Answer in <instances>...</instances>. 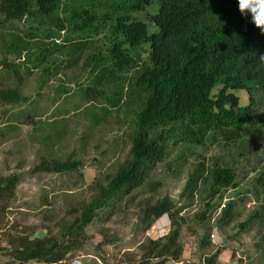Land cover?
Segmentation results:
<instances>
[{
	"label": "trees",
	"instance_id": "16d2710c",
	"mask_svg": "<svg viewBox=\"0 0 264 264\" xmlns=\"http://www.w3.org/2000/svg\"><path fill=\"white\" fill-rule=\"evenodd\" d=\"M11 22H24L26 31H10L7 41L6 23ZM0 40L6 41L0 65L14 78L22 79L23 66L31 74L35 54L33 68L42 70L44 83L60 76L63 66L75 70L73 78L85 74L87 84L79 83L76 96L92 127L122 109L132 118L128 157L115 173L95 182L92 198L68 213L76 216L60 223L58 235L19 233L5 240V264H64L83 249L87 228L100 211L114 210L172 156L169 168L178 175L199 148L223 143L226 156L208 163L197 159L189 168L181 198L191 203L177 207L166 196L144 207L145 232L165 216L171 230L149 238L140 260L131 264L181 262V230L190 231L189 223L207 229L219 210L216 227L231 224L234 202L222 201L240 186L243 173H256L244 192L263 202L264 162H256L264 160V61L259 59L264 33L240 14L237 0H0ZM235 90L247 91L248 104L241 105ZM56 94L61 100L73 91L64 82ZM0 102L23 105L30 99L11 86L0 88ZM37 117L26 119L36 124ZM50 126L60 139L61 132ZM53 135H44L42 144L52 146ZM81 167L79 159L43 157L34 172L67 174ZM19 182V174L0 180V213L8 209L6 201L15 197ZM195 196L201 210L187 220L181 213ZM109 243L105 237L103 244ZM210 244L208 232L200 238V249ZM220 254L206 257L204 264H217Z\"/></svg>",
	"mask_w": 264,
	"mask_h": 264
},
{
	"label": "rangeland",
	"instance_id": "374dc122",
	"mask_svg": "<svg viewBox=\"0 0 264 264\" xmlns=\"http://www.w3.org/2000/svg\"><path fill=\"white\" fill-rule=\"evenodd\" d=\"M6 25H9L5 32L7 41L10 40V31H26L24 22ZM5 42L0 40V63L4 58ZM35 57L36 54L32 56L33 64L29 66L31 74H25L26 66H23L21 80L8 74L6 68L0 65V88L18 86L21 93L30 99L29 103L23 105L0 102V180L13 174L20 175L15 197L6 201L8 209L0 213L3 224L0 231V264L9 261L2 249L6 247L5 240L10 237L19 233H33L32 237L39 238L49 233L58 235L60 223L71 221L76 216H68V213L92 198L95 182L115 173L127 159L131 145L132 118L127 116L124 109L113 113L101 126L92 127L90 117L85 113L87 108L80 107L76 96L79 83L87 84L86 75L73 78V74L77 75L75 70L63 66L60 76L44 83L42 70L33 68ZM9 58L15 59L13 56ZM48 63L52 64L51 61ZM64 82L71 87L73 94L57 100L56 89ZM232 93L240 98L241 105L248 104L247 91L235 90ZM30 114L38 116L39 122L29 123L26 117ZM50 125L61 132L60 139L51 133ZM46 134L53 135L54 139L50 141L53 147L42 144V137ZM223 145L221 143L220 147ZM220 147L197 149V156H192L189 159L191 162L179 170L178 175L169 168L173 156L157 165L144 186L124 196L114 210L97 214L95 221L87 228L88 240L83 249L64 264H101L103 261L106 264L137 263L149 238L158 239L171 230L170 221L165 216L162 223H167V228L160 227V219L145 232L144 207L166 196L174 199L177 207L191 203L192 200L181 198L189 168L197 163V159L208 163L216 157L226 156ZM43 157L79 159L82 167L67 174L35 173ZM254 162V159L251 160V166L247 168L252 169ZM261 162L264 160L258 159L256 163ZM255 174L251 172L248 177L247 172L243 173L240 186L224 194L223 205L234 202V221L219 230L216 227L219 210L207 229L189 223L190 231L186 228L181 230L184 245L181 262L168 261L166 264H204L206 257L218 251L221 254L217 264H264V200L256 203L251 194L244 192ZM192 203L181 213L187 220L201 210L200 198L195 196ZM257 210L263 212L257 214L250 224L247 223ZM208 232L211 244L207 249H200V238ZM105 237L109 244H103Z\"/></svg>",
	"mask_w": 264,
	"mask_h": 264
},
{
	"label": "clouds",
	"instance_id": "9594fccd",
	"mask_svg": "<svg viewBox=\"0 0 264 264\" xmlns=\"http://www.w3.org/2000/svg\"><path fill=\"white\" fill-rule=\"evenodd\" d=\"M240 14L264 33V0H237ZM264 61V56L259 58Z\"/></svg>",
	"mask_w": 264,
	"mask_h": 264
},
{
	"label": "crops",
	"instance_id": "0c3cea01",
	"mask_svg": "<svg viewBox=\"0 0 264 264\" xmlns=\"http://www.w3.org/2000/svg\"><path fill=\"white\" fill-rule=\"evenodd\" d=\"M163 218H164V217H163ZM163 218L158 222V224L160 225L161 228H164V227L167 228V223H165V224L162 223Z\"/></svg>",
	"mask_w": 264,
	"mask_h": 264
}]
</instances>
